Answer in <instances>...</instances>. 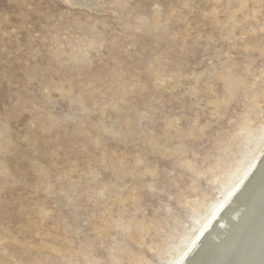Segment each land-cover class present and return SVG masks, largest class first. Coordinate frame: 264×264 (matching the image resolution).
I'll list each match as a JSON object with an SVG mask.
<instances>
[{"label": "rangeland", "instance_id": "374dc122", "mask_svg": "<svg viewBox=\"0 0 264 264\" xmlns=\"http://www.w3.org/2000/svg\"><path fill=\"white\" fill-rule=\"evenodd\" d=\"M91 1L0 0V264H168L264 149V0Z\"/></svg>", "mask_w": 264, "mask_h": 264}, {"label": "bare ground", "instance_id": "6f19581e", "mask_svg": "<svg viewBox=\"0 0 264 264\" xmlns=\"http://www.w3.org/2000/svg\"><path fill=\"white\" fill-rule=\"evenodd\" d=\"M221 195L212 201L187 246L168 264H264V149Z\"/></svg>", "mask_w": 264, "mask_h": 264}, {"label": "water", "instance_id": "95a60500", "mask_svg": "<svg viewBox=\"0 0 264 264\" xmlns=\"http://www.w3.org/2000/svg\"><path fill=\"white\" fill-rule=\"evenodd\" d=\"M208 230H209V229H207V231L202 235V237H201L202 240H203L205 234H207ZM223 252H224V249H221V250L219 251V255L222 256ZM195 254H197V253H195ZM195 254H193L192 256H194Z\"/></svg>", "mask_w": 264, "mask_h": 264}]
</instances>
